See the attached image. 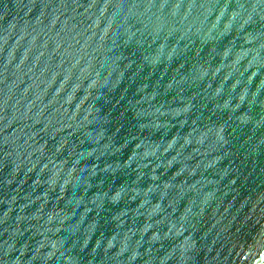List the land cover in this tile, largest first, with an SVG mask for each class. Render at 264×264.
Returning <instances> with one entry per match:
<instances>
[{"label":"water","instance_id":"water-1","mask_svg":"<svg viewBox=\"0 0 264 264\" xmlns=\"http://www.w3.org/2000/svg\"><path fill=\"white\" fill-rule=\"evenodd\" d=\"M264 0H0V264H263Z\"/></svg>","mask_w":264,"mask_h":264},{"label":"bare ground","instance_id":"bare-ground-1","mask_svg":"<svg viewBox=\"0 0 264 264\" xmlns=\"http://www.w3.org/2000/svg\"><path fill=\"white\" fill-rule=\"evenodd\" d=\"M263 264H264V262H263Z\"/></svg>","mask_w":264,"mask_h":264}]
</instances>
